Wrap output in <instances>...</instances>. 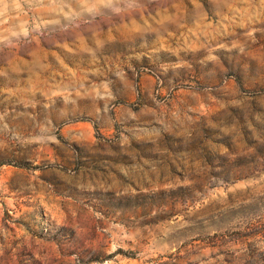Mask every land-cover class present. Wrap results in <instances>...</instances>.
I'll use <instances>...</instances> for the list:
<instances>
[{
	"label": "rangeland",
	"instance_id": "1",
	"mask_svg": "<svg viewBox=\"0 0 264 264\" xmlns=\"http://www.w3.org/2000/svg\"><path fill=\"white\" fill-rule=\"evenodd\" d=\"M0 264H264V0H0Z\"/></svg>",
	"mask_w": 264,
	"mask_h": 264
}]
</instances>
